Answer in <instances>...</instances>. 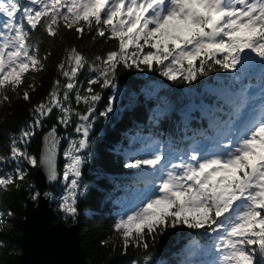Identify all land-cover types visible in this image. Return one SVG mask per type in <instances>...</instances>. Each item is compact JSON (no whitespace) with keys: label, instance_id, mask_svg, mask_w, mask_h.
Returning a JSON list of instances; mask_svg holds the SVG:
<instances>
[{"label":"snow or ice","instance_id":"1","mask_svg":"<svg viewBox=\"0 0 264 264\" xmlns=\"http://www.w3.org/2000/svg\"><path fill=\"white\" fill-rule=\"evenodd\" d=\"M0 16V105L10 103L8 92L15 93L26 74L45 67L43 61L50 53L39 55V44L30 31L38 25L52 37L63 25L81 36L85 30L95 29L97 36L108 33L107 39L117 41L116 50L91 62L76 47L66 49L65 58L57 65L65 80H54L45 100L34 106L33 120L11 138L10 156H0V162H16L13 172L0 174V188L6 190L16 180L25 179L27 171L20 167L21 159L33 167L43 165L55 180L61 139L57 126L45 133L39 157L30 153L27 145L54 109L60 112L58 123L65 127L73 116L78 117L75 132L82 135L70 140L64 152L69 161L63 171L67 189L59 205L72 216L78 212L84 162L79 153L89 145L90 117L101 99L93 86H114L118 65L139 67L142 61L151 68L155 62L163 66L164 76L176 80L180 73L190 83L211 70L210 60L223 69L235 70L244 60L245 50L264 58V0H28L26 5L20 0H0ZM146 47L148 51L141 57ZM86 66L94 75L81 93L78 77ZM28 89L35 90L34 76ZM28 89L23 92L25 100L30 98ZM73 93L75 103L86 105V111L73 107ZM114 99L115 95L109 98L102 115L112 111ZM227 144L232 147L223 153L201 156L193 152L191 162L170 167L161 164L162 153L130 160L128 167L146 166L159 176L150 194L113 225L125 250L130 243L148 249L147 236L154 240L155 234L183 224L220 231L215 245L220 255L215 264H264V110ZM39 195L36 192L33 199ZM149 259L145 257V261Z\"/></svg>","mask_w":264,"mask_h":264},{"label":"trees","instance_id":"2","mask_svg":"<svg viewBox=\"0 0 264 264\" xmlns=\"http://www.w3.org/2000/svg\"><path fill=\"white\" fill-rule=\"evenodd\" d=\"M30 31L32 40L39 44V55H50L43 61L44 69L26 74L17 91L8 92L10 103L0 105V156L4 157L10 156L11 138L33 120L34 106L45 100L54 80H65L59 75L57 65L65 58L66 49L76 47L91 62L117 47L115 39H107L108 33L99 37L95 29L85 30L81 36L74 29L61 25L55 37L48 35L42 25ZM146 52L141 53V57ZM139 63V67L118 65L114 86H93L101 99L90 117L89 145L79 153L84 162L79 178L77 214L72 216L59 207L67 189L62 176L63 162L59 166V179L46 185L44 192L48 194L55 219L78 223L87 264H206L217 251L216 233L207 227L197 229L177 224L155 234L154 240L147 236L148 249L130 243L125 250L113 225L121 215L127 214L132 201L139 199L135 188L158 176L157 173L148 174L142 166L128 167L126 161L129 157L141 158L143 151L153 143L166 153L169 150L188 152L195 148L196 139L222 136L224 129L238 121L237 115L243 106L253 103L254 97L264 106V58H257L247 73L223 69L210 60L211 70L206 75L198 74L190 83L180 73L176 80L169 79L162 74L163 66L155 62L151 68L142 61ZM93 75L87 66L81 72L78 77L81 93ZM33 76L35 90L28 89ZM25 89L29 90L28 100L23 99ZM113 95L112 111L102 115ZM72 104L81 112L86 111V105L75 103L74 93ZM59 115V110L54 109L44 119L43 126L36 129V135L27 145L30 153L38 157L41 137L53 125L65 141L63 151L70 140L81 138L82 134L75 132L80 123L78 117L73 116L72 122L65 127L58 123ZM15 166L16 162L11 159L0 162V174L13 172ZM20 167L27 171L25 179L16 180L6 190L0 188V213L3 214L0 216V264H15L21 246L20 217L24 215L25 196L28 193V197H33L38 191L34 176L36 167L23 159ZM198 245L199 250L195 251ZM146 256L150 257L147 261Z\"/></svg>","mask_w":264,"mask_h":264},{"label":"water","instance_id":"3","mask_svg":"<svg viewBox=\"0 0 264 264\" xmlns=\"http://www.w3.org/2000/svg\"><path fill=\"white\" fill-rule=\"evenodd\" d=\"M40 141L38 157L44 147V134ZM64 145L65 141L60 139L55 180L50 179L48 170L43 165L35 168L34 176L40 195L36 199L28 197V193L25 196L22 207L24 215L20 217L21 246L15 264H87L78 223L55 219L50 199L44 192L46 185L60 177L59 166L63 162Z\"/></svg>","mask_w":264,"mask_h":264},{"label":"rangeland","instance_id":"4","mask_svg":"<svg viewBox=\"0 0 264 264\" xmlns=\"http://www.w3.org/2000/svg\"><path fill=\"white\" fill-rule=\"evenodd\" d=\"M20 2H23L22 5H26L28 4V0H20ZM36 8H38L39 6H34ZM3 17L0 16V20H2ZM144 51H148V48L146 47L144 49ZM244 55V60L242 61V63L240 65L237 66V68L235 70V72H239V71H243V73H247L250 69V66L254 63V61L259 58V56H257L255 53L249 51V50H245ZM168 62L165 61V64H167ZM178 67V66H177ZM234 72V71H233ZM238 80H242L241 77H237ZM252 82L250 83V86H252ZM250 89H252V87H250ZM249 89V90H250ZM258 89V88H257ZM255 93V92H253ZM256 98V97H254ZM252 99L253 103H251V105H244L242 112L239 113L237 115L238 117V121L236 123H233L232 125H229L227 129H224V134H222V136H219L218 138H206V139H201L195 140V148L190 149V151L188 152H180V151H172L169 150V153H166L164 150L162 151L161 149H159V146L155 143H153L152 145H149L144 151L143 154L141 155V158H149L152 154L155 153H162L164 155V160L161 161L162 165H167L168 167H170L172 164H179V163H187V162H191L190 161V157L191 154L193 152H197L199 153L201 156H209L212 154H218V153H223L227 150L231 149V145L227 144V140L229 138H232L233 140L236 139V137L238 136V134L248 125V123L250 121H252L253 119H257L260 117L262 110H264V106L260 105L258 99ZM255 100V101H254ZM69 148V145L66 147L65 150H67ZM65 150L62 152L63 156H64V167L65 165L69 162L68 158L65 157L64 152ZM133 159V157H129L127 159V165L130 162V160ZM64 167H63V171H64ZM144 169H146V172L148 174H156L153 172V170L151 168H148L146 166H142ZM63 171H62V176H63ZM139 172H142V168L138 170ZM157 175L159 176V173H157ZM158 176L157 178L153 179L152 181H148L147 184H144L142 186H137L135 188V195H137L139 197V199L137 200H133L132 203L129 205L130 209H132L133 207H135L142 199L141 198H145L148 194H150L151 192V188L154 184H158ZM63 182L65 183V186L67 187V183L63 180ZM221 234L220 231L217 232L215 234V237L217 238V236ZM217 243V241L215 242V244ZM199 245L197 246V248L195 249V251H198L199 249ZM219 250H217L214 254V257L211 261L207 262L206 264H215V262L218 261L219 259Z\"/></svg>","mask_w":264,"mask_h":264},{"label":"bare ground","instance_id":"5","mask_svg":"<svg viewBox=\"0 0 264 264\" xmlns=\"http://www.w3.org/2000/svg\"><path fill=\"white\" fill-rule=\"evenodd\" d=\"M224 131H225V130H224ZM223 134H224V132H223ZM128 208H129V210H131L130 207H128ZM75 227H76V226H75Z\"/></svg>","mask_w":264,"mask_h":264}]
</instances>
